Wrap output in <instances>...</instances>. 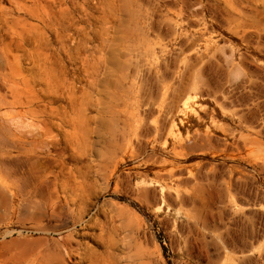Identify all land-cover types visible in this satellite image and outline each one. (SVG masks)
I'll use <instances>...</instances> for the list:
<instances>
[{
	"label": "rangeland",
	"instance_id": "rangeland-1",
	"mask_svg": "<svg viewBox=\"0 0 264 264\" xmlns=\"http://www.w3.org/2000/svg\"><path fill=\"white\" fill-rule=\"evenodd\" d=\"M0 264H264V0H0Z\"/></svg>",
	"mask_w": 264,
	"mask_h": 264
}]
</instances>
